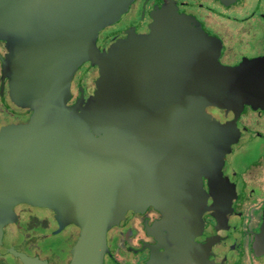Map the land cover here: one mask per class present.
I'll return each instance as SVG.
<instances>
[{
    "label": "water",
    "instance_id": "water-1",
    "mask_svg": "<svg viewBox=\"0 0 264 264\" xmlns=\"http://www.w3.org/2000/svg\"><path fill=\"white\" fill-rule=\"evenodd\" d=\"M137 1L0 0V91L20 115L0 125V249L26 264L22 207L77 228L70 264H103L108 230L149 206L173 243L184 217L209 212L223 231L234 215L254 139L240 117L264 111V55L223 64L221 41L177 0H159L149 32L101 48Z\"/></svg>",
    "mask_w": 264,
    "mask_h": 264
},
{
    "label": "flooded vegetation",
    "instance_id": "flooded-vegetation-1",
    "mask_svg": "<svg viewBox=\"0 0 264 264\" xmlns=\"http://www.w3.org/2000/svg\"><path fill=\"white\" fill-rule=\"evenodd\" d=\"M181 12L194 16L203 28L222 43L220 60L234 66L244 59L264 55V0H177ZM159 0H139L114 29L101 34L99 46L107 47L114 38L125 36L126 29L149 32L150 12ZM0 42V54L5 51ZM91 68L86 65L76 84L86 86ZM3 84L0 77V90ZM0 91V125L20 120L7 106V89ZM87 96V93L85 94ZM240 121L253 139L251 163L241 168L236 180L237 193L233 216L227 229L219 230L217 217L209 212L202 218L183 219L173 243L167 227L157 230L164 214L149 206L134 213L123 225H113L107 233L103 264H264V111L246 106ZM242 142V140H241ZM248 142V141H247ZM250 153V152H249ZM248 153V154H249ZM246 166V167H245ZM207 179H204L208 191ZM16 225L22 241L18 248L35 257L31 264H70L79 231L70 225L61 228L54 212L22 207ZM179 229V228H178ZM20 239V240H21ZM0 264H26L0 249Z\"/></svg>",
    "mask_w": 264,
    "mask_h": 264
}]
</instances>
